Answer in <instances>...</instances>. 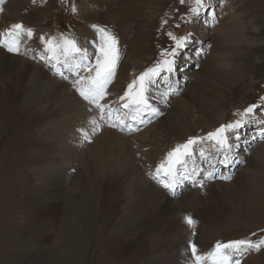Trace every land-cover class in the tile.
I'll return each instance as SVG.
<instances>
[{
	"label": "rangeland",
	"instance_id": "obj_1",
	"mask_svg": "<svg viewBox=\"0 0 264 264\" xmlns=\"http://www.w3.org/2000/svg\"><path fill=\"white\" fill-rule=\"evenodd\" d=\"M123 1L127 12L137 14L129 23L115 12L126 13ZM205 2L210 7L198 15L192 11L195 0L0 4V264H194L190 244L205 257L201 264H212L208 253L218 242L264 238V0L240 1L249 33L225 40L221 28L227 23L228 1ZM17 23L33 35L22 33L18 51L8 52L6 45L16 39L9 30ZM93 26L107 28L118 41L117 65L99 101L102 108L88 104L76 91V78L89 73L63 65L59 50H45L48 39H72L94 63L102 41ZM138 32L141 38H136ZM168 33L190 38L178 50L175 71L162 73L151 88L150 102L160 114L136 115L134 107L123 108L128 101L122 97L140 74L161 60L162 52L174 47ZM58 55L62 59L57 67ZM68 61L74 65L79 59ZM170 85L174 94L161 99ZM30 96L40 103L29 102ZM251 105L257 106L254 113L245 115ZM117 115L127 126L117 123ZM77 119L83 123L77 135L82 145L92 144L84 139L92 120L97 126L106 124L113 135H123L136 153L131 173H99L86 146L79 159L65 164V138ZM236 120L244 126L226 167L220 163L223 151L207 136ZM173 121L172 129L168 122ZM197 137L204 139L194 146V167L199 169L195 180L208 172L217 178L204 180L203 187L186 179V186L173 194L156 169L178 145ZM178 168L188 171L186 165ZM133 176L136 191L130 185ZM188 216L195 222L192 226L185 222ZM233 259L264 264V248L245 250Z\"/></svg>",
	"mask_w": 264,
	"mask_h": 264
},
{
	"label": "snow or ice",
	"instance_id": "obj_2",
	"mask_svg": "<svg viewBox=\"0 0 264 264\" xmlns=\"http://www.w3.org/2000/svg\"><path fill=\"white\" fill-rule=\"evenodd\" d=\"M4 0H0L2 4ZM184 0H181L183 3ZM197 7L192 11L195 14H199V10L204 7H210L206 5L205 0H195ZM73 12L76 11L73 6ZM3 11V8H0V12ZM166 23V21H165ZM99 33L100 40L102 43L98 46V54L95 56L94 63L91 62L87 50L82 49L78 46L77 42L72 39L65 38L63 42L55 41L54 39H48L45 42V50L47 53L55 54L59 50L64 56L65 60L63 65L68 66L70 70H78L83 68L89 75L78 76L75 80L77 85L76 91L79 96L86 101L88 104L95 105L97 108H102V105L99 104V101L105 95V86L111 80L114 70L117 65V39L116 37L104 27L93 26ZM22 33H26L28 37L33 35L31 29H25L22 23H17L11 26L9 30V35H14L16 39L11 43L6 45L8 52L18 51V42L19 37ZM171 39L175 42V45L170 50H165L161 53V60H159L154 67L148 68L145 72L140 74L137 80H134L128 86V93L125 97H122L123 100L128 102L123 104V108L129 109L134 107L136 109V115H139L141 112H148L151 116L159 115L160 110L158 107L154 106L150 102V91L151 88L157 83L158 78L162 73L167 72L171 74L175 71V57L179 49H182L186 46V41L190 38L186 37H176L172 33H168ZM41 39H44L41 37ZM68 57L78 58L79 62L74 65H69ZM57 63L60 61L57 59ZM59 75L63 76V72H59ZM175 89L169 86V89L165 93H161V99H164L166 95L174 94ZM256 105H251L244 110L245 115L254 113ZM112 114L110 113L109 116ZM103 118V116L101 117ZM132 119L135 120V116H132ZM116 121L121 126H127V122L122 119L119 115L116 116ZM143 122V121H141ZM90 124L93 126L92 130H96L97 122L96 120L90 121ZM115 127L116 125H111ZM244 126L242 120H236L233 123L226 125H221L214 132L208 133L207 139L213 141L217 147H219L223 153L224 158L220 160L221 164H224L226 167L231 163L230 154L234 147H239V129ZM82 131L83 130H78ZM230 136L234 137L237 143L230 142ZM261 138L264 139V133H261ZM84 139H89L87 134H84ZM204 138H189L184 144L178 145L172 152L168 153L169 162L167 167L161 165L160 168L165 170L166 174L171 176V182L166 184L169 190L173 191L175 186L182 180L189 178L193 179L194 185L198 184L200 187L204 186V180L206 179H215L217 178L213 172H208L207 176H204L200 180H195V174L197 172L196 168L193 167L191 171H185L183 174L179 172H173V168L176 165L184 167L187 165L188 159H191L194 153V146L202 142ZM255 139V137H254ZM204 154L201 153V156ZM220 179H231L230 175H221ZM185 222L192 226L195 222L193 219L188 216L185 217ZM264 248V238L260 239L258 242H253L250 239H239L228 241L226 243H217L214 246V250L208 253V258L212 260V264H240L239 259H233L234 256L242 255L245 250H255L260 251ZM191 256L193 257L194 264H201L205 257L197 254V248L195 244H190Z\"/></svg>",
	"mask_w": 264,
	"mask_h": 264
},
{
	"label": "bare ground",
	"instance_id": "obj_3",
	"mask_svg": "<svg viewBox=\"0 0 264 264\" xmlns=\"http://www.w3.org/2000/svg\"><path fill=\"white\" fill-rule=\"evenodd\" d=\"M227 1H228L229 15H228V18L226 17L227 18V23H225V25H223V27L221 28V32H222V35H223V40H225L226 37H233V36L235 38L237 36L246 37L248 35V33H249L248 26H247V23H246V19H247V15L248 14L242 13L243 10H241V5H240V1L241 0L240 1L239 0H227ZM122 6H123L124 10H126V13L122 12V9L115 10V12L119 14L118 17L121 19L122 22L124 21V22L129 23L131 18L136 19L137 14L134 17V14L130 13V11L127 12V6L124 3V1L122 3ZM252 26L253 27L255 26V24L253 22H252ZM141 36H142V33L138 32V35H137L136 38H141ZM132 47H135V43L134 42H133ZM128 90H127L126 94L128 93ZM62 94L64 96L65 92H62L61 95ZM123 96H125V95H123ZM28 101L29 102L33 101L35 103L37 101H39V103H40L39 99L34 98L32 96L28 97ZM63 106H64V104H63ZM72 115H71V117L74 116V115L73 116ZM80 117L81 116H79V118ZM69 118H70V115H69ZM69 122H70V120H69ZM73 122H74L73 125H69L70 128H68L69 130L67 131L68 135L65 138V143H66L65 147H64L65 148V155H66V163L65 164H70L71 162L79 159L81 148H84L86 146V147H89L90 151L93 153V158L95 159L94 161H95L96 165L99 166V169H98L99 173L104 172V174H107L108 171L109 172L110 171H115L116 169L122 170L124 172L125 171L130 172L131 167H132V165H133V163L135 161V154L136 153H135L134 149L131 147V144L123 139V135H120L118 133H115L113 135L111 129L108 128L106 126V124H103V122H102V123H99L98 126H96V130L95 131L92 130V127H87L88 128L87 136L89 137V142H92V144L88 143L87 145H82V144H80V141H79V138H78L77 135L80 132V131H78V130H80L79 127L83 123L81 124L80 119H77V120H75ZM168 124H169L170 127H172V125L176 126V123L174 121L173 122H168ZM98 129H100L101 133H100V131ZM172 129H173V127H172ZM62 131H64V130H62ZM106 157H108V158H106ZM164 161H166V164H165V168H166L169 161H167V160H164ZM197 163H198V159L193 153V156L191 157V159H188V161H187V165H186L187 170L190 172L191 169L194 166H198ZM161 165H163V164H160L158 166V168L156 169L157 170L156 171L157 172L156 176L162 180V182H163L162 184L163 185H166V184H168L166 178H169V180L171 181V176L167 175L165 170L160 168ZM66 166H68V165H66ZM178 166L179 165L174 166L173 172L174 173L175 172H179V173L183 174L184 172L182 173V171H179ZM196 170L198 171L199 169L196 168ZM104 174H103V176H104ZM115 176L118 177V174L115 175ZM117 177H116V179H117ZM131 179H132V181L130 182V185H132L131 188L136 191V189L139 187L138 180H137L136 176H133ZM181 184H183V185L180 186ZM185 185H186V181H184V183H183V181H180L175 186L174 191H177L178 189H180L181 187H183ZM172 210H173V213L176 212V210L174 208H172ZM180 234H181V232H180ZM160 258H162V257H160ZM169 259H173V258L171 257ZM162 260H163L162 262L164 263L166 261V257L162 258Z\"/></svg>",
	"mask_w": 264,
	"mask_h": 264
}]
</instances>
